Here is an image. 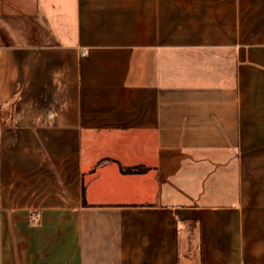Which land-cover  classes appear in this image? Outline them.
<instances>
[{
	"label": "crops",
	"instance_id": "obj_1",
	"mask_svg": "<svg viewBox=\"0 0 264 264\" xmlns=\"http://www.w3.org/2000/svg\"><path fill=\"white\" fill-rule=\"evenodd\" d=\"M186 260L264 264V0H0V264Z\"/></svg>",
	"mask_w": 264,
	"mask_h": 264
},
{
	"label": "trees",
	"instance_id": "obj_2",
	"mask_svg": "<svg viewBox=\"0 0 264 264\" xmlns=\"http://www.w3.org/2000/svg\"><path fill=\"white\" fill-rule=\"evenodd\" d=\"M126 172H141V168H129V169H126Z\"/></svg>",
	"mask_w": 264,
	"mask_h": 264
},
{
	"label": "water",
	"instance_id": "obj_3",
	"mask_svg": "<svg viewBox=\"0 0 264 264\" xmlns=\"http://www.w3.org/2000/svg\"><path fill=\"white\" fill-rule=\"evenodd\" d=\"M184 264H189V261L188 260L184 261Z\"/></svg>",
	"mask_w": 264,
	"mask_h": 264
}]
</instances>
